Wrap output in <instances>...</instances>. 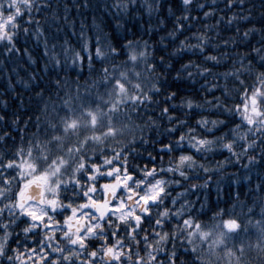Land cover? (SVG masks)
Segmentation results:
<instances>
[{
	"label": "snow or ice",
	"instance_id": "1",
	"mask_svg": "<svg viewBox=\"0 0 264 264\" xmlns=\"http://www.w3.org/2000/svg\"><path fill=\"white\" fill-rule=\"evenodd\" d=\"M181 3L182 14L175 17L170 36L182 33L189 20L198 19L190 15L194 3L197 9L206 7L196 0H181ZM244 3L245 0H235V3L234 0H226L229 9L239 6L241 13ZM136 4L137 0H114L107 7L119 13ZM47 7V0L43 4L37 0H0V44H3L7 54L20 52L16 41L21 33L25 36L29 33V28L23 25L35 23L37 27L32 34H41L39 21L33 18V10L39 13ZM146 7L151 12L153 4L147 2ZM213 14L211 10L204 11L203 17L208 18ZM24 16L28 18L23 19ZM237 18L249 19L250 14L245 16L236 13L228 17L227 23L232 24ZM223 19L218 18L215 25L205 24L203 32L193 33L191 37L180 40L179 49H194L203 55L209 46L218 47L212 43L215 37H210L208 32L215 31ZM257 31L250 28L240 35V29H236L241 41ZM259 31L264 32V29ZM190 39H195L196 43H189ZM221 43L225 48L229 45L235 47L236 38L221 40ZM144 47H147L146 43ZM124 48L129 51L126 53L127 59L121 62H115V56L120 54L115 47L109 48L108 52L96 48L97 59L103 57L109 60L111 57L112 62L110 66L103 67L101 75L93 81L97 87L95 95L90 88L82 93L81 86L77 85L75 94L69 91L65 93L67 98H62L59 96L61 81L57 80L54 87L59 103L49 104L45 100L34 122L32 117L25 122L23 131H27V125H31L35 132L27 137L21 135L19 146L13 140L15 150L0 155V262L22 264L23 257L31 259L36 256L37 260L33 264H220V253L223 252L228 264H242L245 244L241 233L247 234L248 224L252 221L242 224L237 218L225 219L226 215L231 217L232 208L218 209L211 217L212 223H201L193 215L197 211L195 205L188 200H184L173 211L164 206L166 200H170L173 207L178 203L175 197L170 196L169 185L180 184L181 180L164 179L163 176L171 174L187 181L192 179L190 172L202 169L207 173L208 167L198 163L195 157L211 152L216 147L226 149L237 160L259 147L264 157V43L259 48L251 47V53H255V56L241 52L237 53L238 59H233L228 52H223L219 58L217 55L204 57L206 62L216 64L220 63V59H232L231 70L224 73L213 74L209 68L193 61L182 65L181 71L187 73L189 78L205 77L206 84L208 75L223 79V86L213 84L206 89L209 94L219 90L223 100L220 96H214L211 100L205 99L203 104L219 112L238 116L240 123L229 130L231 138L227 142L225 135L208 139L207 135L212 129L224 121L201 117L196 121V127L181 131L186 121L168 115L169 108L164 107L161 114L167 116L169 122L175 120V126L167 129L168 135L178 131L180 135L175 141L169 139L168 143H161L159 151L169 155L167 167L157 169L155 157L150 155L153 167L139 169L138 175L136 170H129L126 152L137 141L136 130L139 129L142 134L144 129L134 124L131 116L151 104L154 94H159L160 89L150 80V77L157 80L159 77L155 76V66L146 63L147 53L138 50V44L129 41ZM24 51L27 52V49ZM69 51L64 50L66 61ZM82 51H88L86 44ZM44 54L49 55L47 44ZM256 57L260 58L259 71L253 67ZM50 59L60 64L56 58L55 45ZM82 59L80 52H71L73 64ZM88 60L91 67L92 57L89 56ZM160 63H163V57ZM140 64L144 65L143 70H138ZM144 72L148 75L145 76ZM248 77L252 78L251 84L247 83ZM229 81L231 88L228 86ZM101 86L105 89L102 93L99 91ZM37 96L43 100V91L38 92ZM174 98L175 93H169L165 99L171 101ZM230 100L234 102L229 104ZM181 107L203 110L202 104L194 103L191 99L182 101ZM4 119V116H0V121ZM197 128L204 130L205 134L198 133ZM129 136L131 139H128ZM0 139L11 137L5 133ZM110 142L123 146L120 151H116L108 146ZM238 143L241 149L239 153L234 151ZM106 151L112 152V157L105 156ZM173 153H176L174 157ZM121 157L124 163L120 167H112L113 159L119 160ZM247 158L249 163L255 160L252 155ZM100 159L102 163L92 162ZM105 167L107 170L103 171ZM103 178L113 179L97 187L98 181ZM82 180L84 183H81ZM13 181L18 191H13ZM190 187L196 188L197 185L191 184ZM69 188L73 195L61 199L60 191L68 192ZM98 190L101 198H96ZM77 200L81 202L77 203ZM153 209H158L155 217ZM251 214L253 209L248 208L246 215ZM260 215L261 219L253 224L259 233L255 247L264 253V206L261 207ZM18 216L28 218L25 221L27 226L22 229L26 238L39 236V239L32 241L36 247H26L23 252L19 250L18 239L17 247L9 246L12 242L9 229L19 226ZM58 216H62V222L56 219ZM145 221L149 223L151 232L143 226ZM94 240L98 243L93 244Z\"/></svg>",
	"mask_w": 264,
	"mask_h": 264
},
{
	"label": "trees",
	"instance_id": "2",
	"mask_svg": "<svg viewBox=\"0 0 264 264\" xmlns=\"http://www.w3.org/2000/svg\"><path fill=\"white\" fill-rule=\"evenodd\" d=\"M43 4L45 0H37ZM114 0H47L48 7L39 13L33 10L34 20L39 21L40 35H33V31L37 27L35 23L32 25H23L29 28V33L25 36L23 33L16 41V47L20 49L19 53L7 54L4 51L3 44H0V116H4V121H0V137L5 133L11 139H0V155L5 151L11 153L15 150V145H20L21 135L27 137L35 132V128L27 125V131H23L26 127L25 122L32 117L33 122L35 115L39 114L38 109L43 106L45 100L49 104L52 102L59 103L57 99V89L54 84L57 80L61 81V91L59 96L67 98L65 93L71 91L75 94L77 85L81 86L80 91L83 93L86 88H90L93 95L97 92V87L93 85V81L97 80L101 75V69L110 66L112 58L104 60L103 57L97 59L95 50L100 47L102 51L108 52L109 48L115 47L120 53L115 56V62H121L127 59L126 53L129 51L124 48L129 41L139 45L138 50H144L147 53L146 63L155 66L159 79L150 77L152 83H156L160 89L158 95H153L152 103L142 107L136 114L131 116L132 122L140 125L144 131L141 134L139 129L136 130V143L129 146L127 155V166L130 171L147 166L153 167L151 157H155V166L157 169L167 167L169 155L160 152L161 143H168L169 139L175 141L180 132L169 136L167 129L175 126V120L169 122L167 116L161 114V109L169 108V114L180 120H185L186 125L181 131H185L187 127H196V121L201 117L208 120L224 121L212 132L207 135L208 139H213L221 135H225L227 139L231 138L229 130L240 123L238 116H234L227 112H219L207 104H203L205 99L211 100L214 96H223L219 90L209 94L207 88L213 84L223 86L225 81L221 78H214L213 75L206 77L194 76L189 78L187 73L181 71L182 65L193 61L202 67H207L213 74L224 73L232 68V59H220V63L216 64L212 61H205L204 57L208 55H217L228 52L233 59H238L237 53H251V47L259 48L264 43V0H245L244 11L241 13L239 6L229 9L226 6V0H196L197 3L205 4L202 10L196 8L194 3L190 10V15L198 17L197 20H189L184 26V31L175 33L170 36L175 26V17L182 14L181 0H137L135 6H129L127 11L117 13L116 9H109L107 5H111ZM151 2L153 8L151 12L147 10L146 3ZM235 3V0H234ZM213 11L214 14L208 18L203 17L204 11ZM236 13L248 16L249 19H236L232 24H228V17ZM224 19L217 25L215 31H209L210 37H215L213 44L218 47L209 46L203 55L194 49H179V41L185 37H191L193 33L199 34L204 31L205 24L215 25L218 18ZM24 16L23 19H27ZM23 24V20L20 21ZM189 25H191L189 27ZM237 27L240 29V35L246 29L255 28L258 31L250 34V36L241 41L236 32ZM236 38V46L229 45L225 48L221 40ZM195 44V39L188 41ZM147 45L145 48L144 45ZM45 44L49 50V55L45 56ZM87 45V52L82 51L84 45ZM55 45L56 58L60 60L57 65L51 61L52 48ZM27 49V52L24 50ZM68 52V59L65 60L64 50ZM80 52L82 61L73 64L71 60V52ZM92 57L91 67L89 66L88 57ZM163 57V63H160ZM259 57H256L253 67L259 71ZM239 66V65H237ZM144 65L140 64L138 70H143ZM191 70V69H190ZM145 76L147 72L143 73ZM247 83H252V78H247ZM229 88L232 87L231 81L228 82ZM43 91L44 99L37 96L38 92ZM99 91L102 93L105 89L101 86ZM169 93H175V98L166 101ZM234 95V94H230ZM50 98V99H49ZM188 99L194 103L203 105L202 109L189 110L181 107L182 101ZM238 100V97H235ZM234 101H228L229 104ZM175 105L176 107H173ZM63 114V113H61ZM18 118V120H17ZM43 120L44 117L42 116ZM17 121V123H13ZM211 128L212 126L209 125ZM101 131L103 129H100ZM198 133L204 135L202 129H196ZM142 136V139H141ZM119 139V138H118ZM128 139H131L129 136ZM109 147L120 151L121 144L110 142ZM187 149V145H185ZM234 151H241L239 143L234 147ZM99 155V153H98ZM105 156L112 157V152H104ZM176 153H173L174 157ZM248 155L255 157L252 163L248 161ZM161 157L163 160H161ZM198 163L204 164L209 171L204 173L203 170L190 172L192 179L184 181L182 178L171 174L163 176L164 179H180V184L169 185V193L171 197H175L178 203L173 207L170 200L165 201L166 207L175 211L179 208L184 200H188L195 205L196 212L194 217L201 223H212L211 217L218 209H232L234 211L231 217L237 218L238 222L244 224L251 220L248 224V232L245 235L241 233V238L245 244V254L242 264H264V253L255 247L258 241L259 233L253 224L261 219V207L264 206V157L261 156L259 147L255 152L249 151L247 155L241 156L239 160L232 156L226 149L216 147L213 151L197 154L195 157ZM92 162L102 163V159ZM124 163V158L119 160L113 159L112 167H120ZM106 171V167L102 169ZM113 178H103L97 183H107ZM81 183H84L82 180ZM191 184H196V188H191ZM259 186V187H258ZM13 191H18L15 181L12 183ZM180 193L182 195L177 196ZM72 190L68 192L60 191V197L72 196ZM96 198H101V192L98 190ZM77 203L81 202L79 200ZM8 203V201H4ZM241 204L244 205L243 209ZM203 205V207H201ZM248 208L253 209V214L246 215ZM158 209H153L155 217ZM203 213V214H201ZM5 214V219H7ZM61 220L62 216L56 217ZM27 217H19L17 219L18 227L13 226L9 229L11 232L12 242L10 247H17L16 240L20 241L19 250L24 251L26 247L35 248L33 240L39 239V236L25 237L22 229L27 226ZM175 223V221H173ZM143 226L151 232V227L147 221ZM167 230V229H166ZM143 235V233H141ZM97 244L98 241H92ZM239 243V239L236 240ZM231 246V243L229 244ZM170 248L171 245L169 244ZM92 248L89 247V251ZM143 255V253H141ZM222 257L220 264H228L227 258L220 253ZM163 257H161L162 259ZM188 259V258H185ZM37 260L36 256L28 259L27 256L22 258V264H33ZM6 264V262H0ZM99 264V262H98Z\"/></svg>",
	"mask_w": 264,
	"mask_h": 264
}]
</instances>
